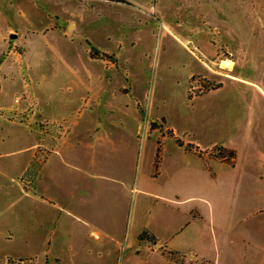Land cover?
Here are the masks:
<instances>
[{
	"label": "crops",
	"instance_id": "1",
	"mask_svg": "<svg viewBox=\"0 0 264 264\" xmlns=\"http://www.w3.org/2000/svg\"><path fill=\"white\" fill-rule=\"evenodd\" d=\"M59 63L56 77L39 81L50 95L70 92L66 74H80L73 69L75 61ZM80 79L85 93L74 114L46 115L35 104L29 121L7 124L35 130L28 132L35 139L24 160L0 166V176L17 187L13 195L2 192L3 204L15 217L18 201V212L25 216V256L1 259L22 258L26 264H81L80 259L86 264H264V205L237 201L264 174V66L260 81L250 74L244 81L251 107L242 148L215 136L205 142L191 129L183 134L167 125L153 128L135 94H98L90 87L92 79ZM231 81L240 84L241 79ZM223 85L189 100L194 104ZM123 97L133 108L131 122L123 112L126 104L123 109L106 105V99ZM36 115L62 129L27 187L21 179L34 175ZM216 146L234 151V159L211 155ZM11 231L8 226L0 237L10 240ZM143 234L147 237L141 239Z\"/></svg>",
	"mask_w": 264,
	"mask_h": 264
},
{
	"label": "rangeland",
	"instance_id": "2",
	"mask_svg": "<svg viewBox=\"0 0 264 264\" xmlns=\"http://www.w3.org/2000/svg\"><path fill=\"white\" fill-rule=\"evenodd\" d=\"M62 59L75 61L80 74H66L70 92L50 95L39 81L56 77ZM263 61L264 0H0V166L24 160L35 139L28 133L35 130L7 124L29 121L36 105L46 115L74 114L85 93L82 77L92 79L98 94H135L153 128L167 125L183 134L191 129L205 142L215 136L242 148L251 107L244 81L249 74L260 81ZM235 78L240 84L231 81ZM223 82L220 90L190 102ZM129 102L106 99L107 106L126 104L123 112L131 122ZM42 120L36 121L34 175L21 179L27 187L61 135V125ZM210 154L226 157L227 151L216 146ZM250 188L237 201L264 205V174ZM4 191L13 195L17 187L0 176V232L9 226L13 235L0 237V264H26L22 258L1 259L25 256L22 206L17 201L12 216L3 204Z\"/></svg>",
	"mask_w": 264,
	"mask_h": 264
},
{
	"label": "trees",
	"instance_id": "3",
	"mask_svg": "<svg viewBox=\"0 0 264 264\" xmlns=\"http://www.w3.org/2000/svg\"><path fill=\"white\" fill-rule=\"evenodd\" d=\"M192 97H189V99H191ZM177 141V143L179 144V145H182V141H180L179 139H177L176 140ZM189 148H191V146H189ZM221 149L222 150H224V151H227V156L226 157H222V156H219V157H221V158H226L227 160H229V161H232L233 159H234V157H235V153H234V151H231V150H227V149H224V148H222L221 147ZM144 237H147V235L146 234H143L142 236H141V239L142 238H144ZM151 241H153V238H149Z\"/></svg>",
	"mask_w": 264,
	"mask_h": 264
}]
</instances>
